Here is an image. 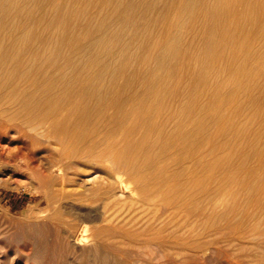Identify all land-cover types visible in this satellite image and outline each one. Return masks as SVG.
<instances>
[{"label":"rangeland","instance_id":"374dc122","mask_svg":"<svg viewBox=\"0 0 264 264\" xmlns=\"http://www.w3.org/2000/svg\"><path fill=\"white\" fill-rule=\"evenodd\" d=\"M126 1L130 4L137 0ZM160 1L154 8L152 4L156 0H147L138 15L135 14L134 17L139 25L130 24L128 28L133 34L138 33L137 37L148 36L151 39L149 41L152 42L141 48L136 58H126L121 63L124 67L139 69L152 66V78L165 75L164 78L167 80L168 86L160 90L161 96L157 101L158 113L153 116L157 122L164 121L163 130L151 134L145 133V135L149 134L151 141L149 146L153 150L148 149V146L140 153L142 158L155 160L157 166L161 168L163 178H160L171 183L167 191L169 196L184 191L195 197L188 207L190 210L202 205L203 197L200 193L202 188L232 189L254 196L262 195L264 193V0H189L188 11L170 8L164 0ZM15 3L12 13L16 15L11 14L10 19L19 20L29 2L15 0ZM37 4H32L35 12L39 14L35 16L36 23L35 21L34 24L33 21L29 23L33 28L23 23L21 27L26 26L25 28L44 37L57 30L61 33L60 31L66 28L76 37V43L78 42L79 45L83 43V37L88 35L86 26L89 24L98 26V13L103 11L113 15L115 12L114 3L110 0H37ZM222 11L225 15L217 19L218 12ZM44 13L48 14V17L44 16ZM42 14L44 17H40ZM18 15L20 16L17 17ZM51 17L54 20L52 25ZM115 19L112 29L123 25V22ZM37 20L40 23H37ZM94 28L91 35L99 36ZM166 38L176 40L177 50L169 53L165 49L161 52L160 47L154 44L156 39ZM44 44H46L45 40L37 41L38 46H45ZM63 49L68 53L72 47L64 45ZM135 49L136 45L132 40L126 50L135 51ZM165 58L169 59V66L160 65V60ZM118 63L119 61H111L114 66ZM127 74L128 72L122 70L118 75V82L122 86L128 83ZM130 83L132 90L130 86L126 89H129L126 92V108L129 109L131 103L135 104V102L148 103L144 100L149 86L148 81L141 76ZM131 92H137L138 97L135 101L129 98ZM134 120L130 118L127 122L132 124L135 123ZM91 123L92 121H88L83 124L82 130L91 132L93 128ZM143 136L142 133L135 135L134 138L141 140ZM52 144L55 147V144ZM22 145L20 140L0 138V264H160L161 262V264H175L162 252H144L138 244L135 246L137 242L134 241L139 238L138 228L140 227L139 231H141V225L143 227V223L155 215L156 209L154 206L140 207L139 191L127 175L123 177L124 180L128 179L126 185L120 188L118 194L106 199L103 190H100L103 185L102 175L94 173L89 164L83 166L80 169L81 176L76 177L77 179L67 184L63 190L55 183L49 191L53 195L47 200L44 193L47 189L44 188L47 184L45 176L54 174L56 177L57 172L46 171L42 167L39 154L35 155L30 148L23 147L25 158L22 160L16 154ZM87 167H90V170ZM42 179L45 181L43 182ZM251 183L254 185L251 186ZM224 208L225 206L222 205L217 211L223 212ZM208 219L210 221L208 216L202 219L183 217L180 221L181 233L187 232L185 235L197 233L198 236L205 230ZM109 225H113L114 231L105 230ZM259 227L264 228V215ZM77 228L83 231L85 237L80 243L73 237ZM96 229H102L104 233L99 240H95ZM134 232V237L130 236ZM263 251L264 249H260L261 253ZM218 258L213 256L206 264H221Z\"/></svg>","mask_w":264,"mask_h":264},{"label":"bare ground","instance_id":"6f19581e","mask_svg":"<svg viewBox=\"0 0 264 264\" xmlns=\"http://www.w3.org/2000/svg\"><path fill=\"white\" fill-rule=\"evenodd\" d=\"M26 1L29 5L25 7L22 18L13 20L10 19V15L14 14L12 12L16 6L15 0H0V138L20 140L23 145L18 151L16 150V154L22 160L25 158L23 147L30 148L35 155L39 154L42 167L46 171L57 172L56 177L53 173V175L45 176L47 184L43 186L47 188L44 191L46 199L49 200L53 195L49 191L55 183L63 190L67 184L81 176L80 169L83 166L90 164L91 168H89H93L94 173L102 175L103 185L100 190H103L106 199L118 194L120 188L126 185L125 182L131 179L139 191L140 207H155V215L151 219L148 218L149 220L143 223V227L141 225V231H139L140 227L138 228L137 237L139 238L134 241L137 242L135 246L139 245L142 251L162 252L175 264H206L213 256L219 257L221 264H264V251L260 252V249H264V228L259 227L264 215V193L254 196L232 189L202 188L200 190L203 197L202 205L199 204L200 206L190 210L188 207L195 197L184 191L169 196L167 191L171 183L162 179L161 168L157 166L155 160L142 158L140 154L151 142L149 134L145 135V133L151 134L158 132L157 130L161 132L163 128L164 121L157 122L154 117L158 113L157 101L161 96L160 90L167 85L165 75L152 78V66L139 69L121 65L122 60L136 58L139 50L152 42L149 41L151 39L148 36L137 37L138 33L133 34L128 29L130 24L139 25L134 17L135 14L138 15L140 8L147 3V0H137L130 4L126 0H110L114 3L115 12L113 11V15L103 11L98 13V26L94 25L95 28L92 24L86 26L88 35L83 37V43L80 45L76 43V37L66 28L63 29L64 31L61 30V33L57 30L48 37H44L25 28L26 26L21 27L22 23L29 26V23L33 21L32 24H34L35 16L38 14L33 7L37 4V0ZM159 1L153 2L152 6L155 8ZM164 2L168 3L170 8L183 11H188L190 3L189 0H164ZM224 11L218 12L217 19L225 15ZM45 15L48 17V14L44 13ZM114 19L123 22V25L112 29ZM38 22L40 23L37 20ZM51 23H54L53 19L50 20ZM93 28L99 36L91 35ZM39 40H45V46H38ZM132 40L135 42L136 49L128 51L126 47ZM154 44L160 47L161 52L167 49L169 53L177 50L178 46L176 40L171 38L156 39ZM64 45H69L72 49L66 53L63 49ZM112 60L119 61L120 65L119 63L117 66L112 65ZM159 63L161 66H169L170 61L165 58ZM122 70L128 72V83L125 86L118 82V75ZM141 76L149 84L144 98L148 103H142V101L131 103L128 109L126 108V92L129 89H126L130 86V81L137 80ZM129 88L132 90L131 86ZM136 93L131 92L129 98L135 101L138 97ZM130 118L135 119V123L129 124L127 119ZM88 121H92L91 124H93L91 132L82 130L83 124ZM142 133L144 136L141 140L134 138L135 135ZM148 149L153 150L150 146ZM124 175L129 178L124 180ZM254 183H251V186ZM228 195L229 198H227ZM222 205L225 206V210L217 211ZM206 216L210 218V221L208 219L209 222L207 221L206 228L201 234L197 236V233L196 235L181 233L180 221L183 217L202 219ZM114 229L113 225H109L105 230L112 232ZM135 232L130 236L135 235ZM102 234H104L102 229H96L95 240H99ZM73 237L79 243L85 239L83 231L78 228L74 230ZM251 237H254L253 241Z\"/></svg>","mask_w":264,"mask_h":264}]
</instances>
